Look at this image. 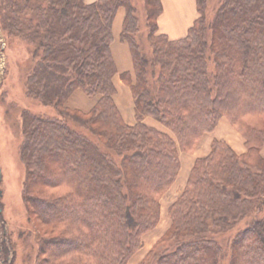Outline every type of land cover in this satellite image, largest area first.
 <instances>
[{
  "label": "trees",
  "instance_id": "1",
  "mask_svg": "<svg viewBox=\"0 0 264 264\" xmlns=\"http://www.w3.org/2000/svg\"><path fill=\"white\" fill-rule=\"evenodd\" d=\"M142 1L141 15L136 0L2 8L1 30L32 46L25 93L53 110L20 118L35 264H126L158 222L178 153L193 151L221 118L245 152L211 142L168 209L170 231L139 264H264V0H195L197 18L180 39L159 32L161 0ZM122 9L119 40L133 69L119 78L133 125L114 101L112 26ZM77 90L97 98L87 113L65 106Z\"/></svg>",
  "mask_w": 264,
  "mask_h": 264
},
{
  "label": "rangeland",
  "instance_id": "2",
  "mask_svg": "<svg viewBox=\"0 0 264 264\" xmlns=\"http://www.w3.org/2000/svg\"><path fill=\"white\" fill-rule=\"evenodd\" d=\"M92 1L94 0H88V2ZM7 2L8 0H0V20L5 15V10L2 8ZM136 2L141 15L144 6L143 1L136 0ZM165 5V13L162 6V12L159 17H162L160 33L165 34L170 39L183 38L185 34L181 33L182 30L174 31L175 29L172 28L175 25L172 21H177L176 15L173 16L176 11L172 6V2L165 0ZM119 15L123 21V9ZM31 51V45L10 36L6 32L4 33L0 26V264L36 263L37 232L34 222L29 219L26 212L22 194L25 170L19 156L22 142L20 118L25 111L32 114H52L53 110L41 106L38 102L27 97L25 93V75L30 64ZM73 99L72 94L66 102V108L71 111L81 112L77 108L68 106V101L72 103ZM154 128L165 132L164 128L157 123ZM204 137L211 140L210 144L208 143V154L211 142L215 139L228 144L238 155L245 152L242 137L230 126L225 118L220 119L212 133H206L201 137L193 151L188 153L180 151L178 153L180 160L178 174L169 189L159 199L160 214L158 222L151 231L144 234L142 247L126 264H139L146 254L170 231L169 207L180 196L186 186L187 178L194 162L197 159L208 156L206 154L201 158H192L198 148L200 149L201 146L207 147V144L201 141ZM261 155L264 156V149L261 151ZM244 226H246V222L238 224L236 228H243ZM226 242L228 241H223L224 247L227 246ZM6 249L8 250L7 256H2L1 253L5 252L4 250ZM223 263L225 264V261Z\"/></svg>",
  "mask_w": 264,
  "mask_h": 264
},
{
  "label": "crops",
  "instance_id": "3",
  "mask_svg": "<svg viewBox=\"0 0 264 264\" xmlns=\"http://www.w3.org/2000/svg\"><path fill=\"white\" fill-rule=\"evenodd\" d=\"M170 2H172V6L176 11V13H174L173 16L176 15V20H177L176 22L171 20L172 23L175 24L172 28L175 29L174 31L180 29L182 30L181 33L186 35V32L193 25L194 21L197 18V12H196V6L194 0H170ZM162 6H163V12L165 13V6H166L165 0H162ZM120 12L121 10L117 12L112 26L113 42L111 44V53L118 73L117 76L114 78V84L116 86V91H117L114 97V101L119 111L121 112L122 117L126 122V124L133 125L134 117H133V103H132L131 94L129 89L123 85V83L120 81L119 78V75L125 72H129L132 76V69H133L132 59L128 46L124 43H121L119 40L121 26H122L121 25L122 19L119 15ZM161 18H159L158 20L159 32H160V25L162 24ZM73 97L74 99L72 100V103L71 101H68L69 102L68 106H70L71 108H77L78 110L84 113L89 112L97 101V98L94 100L86 98L85 95L80 90L75 91L73 93ZM144 123L150 127L153 128L156 127V122H154L151 119H145ZM201 141H204V144H207V147L204 148L203 146H201L200 149L198 148L196 150V153L192 155V158L194 159L201 158L206 154H208L209 144L211 140L206 139V137H204L202 138Z\"/></svg>",
  "mask_w": 264,
  "mask_h": 264
},
{
  "label": "water",
  "instance_id": "4",
  "mask_svg": "<svg viewBox=\"0 0 264 264\" xmlns=\"http://www.w3.org/2000/svg\"><path fill=\"white\" fill-rule=\"evenodd\" d=\"M1 195V194H0Z\"/></svg>",
  "mask_w": 264,
  "mask_h": 264
}]
</instances>
